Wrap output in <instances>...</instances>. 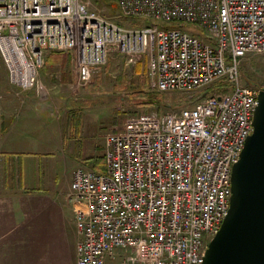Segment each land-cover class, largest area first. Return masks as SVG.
I'll list each match as a JSON object with an SVG mask.
<instances>
[{"label": "built area", "instance_id": "obj_1", "mask_svg": "<svg viewBox=\"0 0 264 264\" xmlns=\"http://www.w3.org/2000/svg\"><path fill=\"white\" fill-rule=\"evenodd\" d=\"M112 1L135 24L112 20L91 0H0L9 81L40 91L49 50L76 52L81 85L112 53L128 65L146 56L162 91L224 80L226 88L193 107L110 133L106 170L77 168L69 198L76 264H202L230 208L233 166L254 131L259 90L243 83L240 64L264 52V0Z\"/></svg>", "mask_w": 264, "mask_h": 264}, {"label": "crops", "instance_id": "obj_2", "mask_svg": "<svg viewBox=\"0 0 264 264\" xmlns=\"http://www.w3.org/2000/svg\"><path fill=\"white\" fill-rule=\"evenodd\" d=\"M118 56L122 70L131 67L149 83L143 61L129 66ZM108 59L106 70L114 67L111 55ZM71 61L68 52L48 53L44 75H55L62 84L70 82L75 78ZM145 64L148 69V61ZM32 96L7 91L0 99V264H76L78 233L69 200L74 170L81 163L105 169V142L112 128L110 124L91 128L83 118L71 125L68 116L63 126L48 125L51 120L43 119ZM60 118L57 115V122ZM103 138L98 157L93 142ZM80 143L81 159L75 154Z\"/></svg>", "mask_w": 264, "mask_h": 264}, {"label": "rangeland", "instance_id": "obj_3", "mask_svg": "<svg viewBox=\"0 0 264 264\" xmlns=\"http://www.w3.org/2000/svg\"><path fill=\"white\" fill-rule=\"evenodd\" d=\"M91 1L92 8L101 11L112 20L124 25L135 24L134 20L122 15L112 0ZM185 28L206 38V35L197 26L186 25ZM53 51H63L71 54L72 72H74L75 78L70 82L62 84L59 82L57 76L47 75L46 72L45 76L43 69H41L39 76L40 91L38 89L23 90L13 87L9 79L6 84L5 80L8 78L6 67L0 55V99L3 98V94L7 91L31 93L32 97H34L35 105H37L36 107L43 113V119L47 118L51 120L48 122V125L60 123V126H63V119L65 116H68L71 125H75L79 118H83L91 128L93 126L97 128V125L106 126L110 124L112 128L110 132H118L129 123L135 121L156 122L168 113L193 107L212 94L217 88L215 86L217 82H215L214 86L212 85L213 89L209 86L192 91H162L158 88L156 78L151 76L150 73L148 74L150 78L149 83H147V76H144V74L143 76H136L132 72L131 67H129L131 65L128 66L131 72L130 69L122 70L123 66L117 61L119 60V54L117 53L111 54V61H113L114 67L106 70L107 62L110 61L108 59L103 66L94 70L93 76L87 84L81 85L78 82L76 52L72 50H49L46 57L48 53ZM140 60L144 63L143 72L149 70L145 64L146 58L141 57ZM115 63H119V65L116 66ZM240 69L244 84L259 90L264 88V52H250L246 54L241 59ZM57 115L62 117L59 122H57ZM110 132L108 133L110 134ZM104 138L93 142V149L96 150L95 152L98 154V157L102 156L103 146L100 143H104ZM81 146V143L78 144L75 153L80 159L82 156ZM100 164H103V159H100ZM85 166L87 165L81 163L77 168ZM67 168L69 170V165H66Z\"/></svg>", "mask_w": 264, "mask_h": 264}, {"label": "water", "instance_id": "obj_4", "mask_svg": "<svg viewBox=\"0 0 264 264\" xmlns=\"http://www.w3.org/2000/svg\"><path fill=\"white\" fill-rule=\"evenodd\" d=\"M231 178L230 208L202 264H264V88Z\"/></svg>", "mask_w": 264, "mask_h": 264}, {"label": "trees", "instance_id": "obj_5", "mask_svg": "<svg viewBox=\"0 0 264 264\" xmlns=\"http://www.w3.org/2000/svg\"><path fill=\"white\" fill-rule=\"evenodd\" d=\"M213 86H211L212 87L211 89L214 88ZM215 86H217L216 89H223V88H226L227 83L224 80H219V81H217V85H215Z\"/></svg>", "mask_w": 264, "mask_h": 264}]
</instances>
